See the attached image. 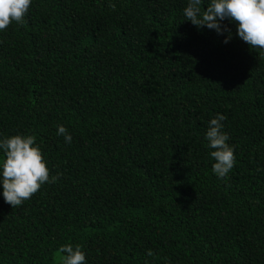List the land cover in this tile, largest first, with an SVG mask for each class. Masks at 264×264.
<instances>
[{
    "label": "trees",
    "instance_id": "trees-1",
    "mask_svg": "<svg viewBox=\"0 0 264 264\" xmlns=\"http://www.w3.org/2000/svg\"><path fill=\"white\" fill-rule=\"evenodd\" d=\"M186 4L32 0L0 30V136L34 135L56 176L0 196V264H61L65 243L85 264H264V51ZM218 112L226 178L204 137Z\"/></svg>",
    "mask_w": 264,
    "mask_h": 264
},
{
    "label": "clouds",
    "instance_id": "clouds-1",
    "mask_svg": "<svg viewBox=\"0 0 264 264\" xmlns=\"http://www.w3.org/2000/svg\"><path fill=\"white\" fill-rule=\"evenodd\" d=\"M32 0H0V30L11 22H23ZM206 4L203 8L201 5ZM185 19L198 28L203 26L224 34L226 43L232 35L222 21L234 23L236 35L251 48L264 51V0H187L183 8ZM226 119L223 113H216L207 121L204 137L214 158L212 172L217 178H226L235 162L234 147L228 143V133L224 131ZM56 134L63 136L66 143L72 142V135L63 124L56 126ZM49 175L47 161L32 134H11L0 136V196L12 207L21 205L43 184L55 181ZM61 264H85L86 255L81 246L71 243L61 244ZM148 249L147 256H153ZM148 264V261L145 262Z\"/></svg>",
    "mask_w": 264,
    "mask_h": 264
}]
</instances>
